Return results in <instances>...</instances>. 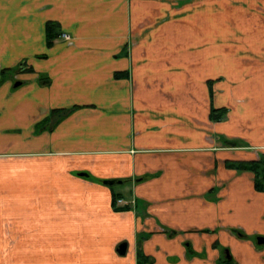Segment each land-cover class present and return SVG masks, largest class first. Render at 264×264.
I'll list each match as a JSON object with an SVG mask.
<instances>
[{"label": "crops", "instance_id": "obj_1", "mask_svg": "<svg viewBox=\"0 0 264 264\" xmlns=\"http://www.w3.org/2000/svg\"><path fill=\"white\" fill-rule=\"evenodd\" d=\"M262 153L264 0H0V264H264Z\"/></svg>", "mask_w": 264, "mask_h": 264}, {"label": "rangeland", "instance_id": "obj_2", "mask_svg": "<svg viewBox=\"0 0 264 264\" xmlns=\"http://www.w3.org/2000/svg\"><path fill=\"white\" fill-rule=\"evenodd\" d=\"M32 169L34 170H39V162L38 163H34L32 165ZM79 174V173H77ZM86 174V173H85ZM80 175V174H79ZM87 176V174L85 175ZM104 183V182H103ZM107 184V183H106ZM29 189V190H28ZM27 191V197H28V204H27V208L26 209L28 212L34 211V212H39V191H35L34 188H28ZM20 200V198H19ZM24 200V198H22V201ZM36 201V202H32ZM23 208V205H21L19 202L15 205L14 210L16 211H20V210H24L21 209ZM8 226V225H7ZM19 231V230H18ZM17 230L13 229L12 232L9 231V229H6L5 231V235H1L2 236V240L1 245L4 247L2 249H10L15 247L16 243H19V239L22 240L23 236H19ZM24 238L25 243H24V247L27 248V252L25 251H21V252H11V255L13 253L12 258L15 259V261H19V260H25L27 262V264H39V251H35V250H31V249H36L39 250V233L36 230H31L27 233H24ZM3 238H6V240H3ZM23 245V244H22ZM4 252L1 251L0 252V258L3 259L4 256ZM27 259V260H26ZM17 263V262H15Z\"/></svg>", "mask_w": 264, "mask_h": 264}, {"label": "trees", "instance_id": "obj_3", "mask_svg": "<svg viewBox=\"0 0 264 264\" xmlns=\"http://www.w3.org/2000/svg\"><path fill=\"white\" fill-rule=\"evenodd\" d=\"M55 24L48 23L46 26V32H47V38L48 43H50V40L57 34L53 33L55 30ZM227 115V109L226 108H211L210 111V120L212 121H222L226 118ZM236 141H232V144H235ZM227 167L235 168L237 170H247L253 173L254 175V188L257 191L264 192V153L259 155V158L257 160L253 161H227L226 163ZM100 182H104L105 180H100ZM117 209H123L126 208V206H117ZM223 263H228V259H223ZM137 264H143V259L141 253L137 252Z\"/></svg>", "mask_w": 264, "mask_h": 264}, {"label": "built area", "instance_id": "obj_4", "mask_svg": "<svg viewBox=\"0 0 264 264\" xmlns=\"http://www.w3.org/2000/svg\"><path fill=\"white\" fill-rule=\"evenodd\" d=\"M60 36L65 40L70 39V36L66 33H62ZM135 202L136 201L134 198H131V199L118 198L116 200V204L118 206H126V207H132V208L135 206Z\"/></svg>", "mask_w": 264, "mask_h": 264}, {"label": "water", "instance_id": "obj_5", "mask_svg": "<svg viewBox=\"0 0 264 264\" xmlns=\"http://www.w3.org/2000/svg\"><path fill=\"white\" fill-rule=\"evenodd\" d=\"M18 85H20V82H16L15 83V86H18ZM81 176H83V175H86L85 173H79ZM115 182H117V181H112V180H105V183H107V184H109V185H111V184H113V183H115ZM264 241L263 240H260L259 238L257 239V243L258 244H261V243H263ZM126 249H127V244H126V242H123V243H121L118 247H117V252L120 254V255H124L125 254V252H126Z\"/></svg>", "mask_w": 264, "mask_h": 264}]
</instances>
